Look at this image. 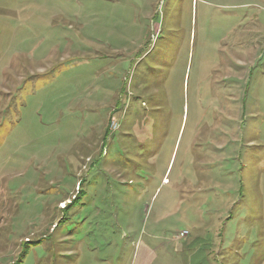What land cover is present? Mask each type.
<instances>
[{"label":"rangeland","instance_id":"obj_1","mask_svg":"<svg viewBox=\"0 0 264 264\" xmlns=\"http://www.w3.org/2000/svg\"><path fill=\"white\" fill-rule=\"evenodd\" d=\"M241 1L0 0V264H190L195 238L264 264V0Z\"/></svg>","mask_w":264,"mask_h":264},{"label":"crops","instance_id":"obj_2","mask_svg":"<svg viewBox=\"0 0 264 264\" xmlns=\"http://www.w3.org/2000/svg\"><path fill=\"white\" fill-rule=\"evenodd\" d=\"M252 2V0H249V1H247V3L246 4H244L245 2H240V5H239V7H249L248 5H250V3L249 2ZM257 3H258V1H257ZM254 4H256V3H254ZM253 3H252V5H254ZM245 5V6H244ZM255 6H257V4L256 5H254L253 7H255ZM221 7V6H220ZM227 7V6H226ZM245 9V8H244ZM247 22H250V21H247ZM240 36L242 37V34H240ZM262 36H264V34H261V36H257L258 38L259 37H262ZM240 37V38H241ZM256 37V38H257ZM167 181V180H166ZM186 231H188V233L184 236V237H181V235H179V236H173L172 237V240H174V241H176V242H178V241H183V239L185 240V238H187L188 236H190V234H191V232L189 231V230H187V229H185ZM202 241V239H197V238H195L194 240H192L191 242H190V246L192 247V248H195L196 250H195V252L196 253H193L191 256H190V264H208L207 263V256L205 255V251H204V248H206V246H207V243H203V242H201ZM147 256V255H146Z\"/></svg>","mask_w":264,"mask_h":264},{"label":"built area","instance_id":"obj_3","mask_svg":"<svg viewBox=\"0 0 264 264\" xmlns=\"http://www.w3.org/2000/svg\"><path fill=\"white\" fill-rule=\"evenodd\" d=\"M185 233H186V230L181 231L180 235H181V236H184Z\"/></svg>","mask_w":264,"mask_h":264}]
</instances>
